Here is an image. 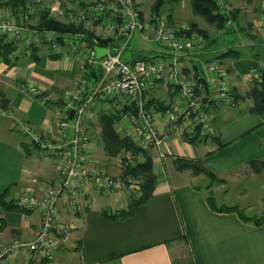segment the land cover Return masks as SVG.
<instances>
[{
  "label": "crops",
  "instance_id": "0c3cea01",
  "mask_svg": "<svg viewBox=\"0 0 264 264\" xmlns=\"http://www.w3.org/2000/svg\"><path fill=\"white\" fill-rule=\"evenodd\" d=\"M134 1L146 22L148 15L140 7L143 0ZM231 1L232 9L239 13V28L234 31H220L196 15L192 0H174L170 14L160 13L167 17L169 24L187 23L191 29L196 25L208 33L206 39L202 37V46L196 52L179 54L180 69L185 76L191 77L217 55L229 50L239 54L221 59L229 72L238 105L233 109H221L214 102L216 107L210 110L220 125L219 141L224 147L219 148L209 142L193 145L183 137H176L165 143V158H160L155 150L147 151L153 161L157 185L152 197L130 217L111 221L103 214L105 210L116 212L126 209L131 201L128 191L108 193L104 189L90 187L85 191L80 210L74 211L65 201L59 204L58 221L69 229V234L57 239L55 262L22 252L1 259L0 264H264V223L255 226L242 221L236 213L214 211L207 200L211 191L209 184L206 183L204 189L196 184V179L205 183L206 177L196 176L190 170L178 171L175 166L177 157L199 160L225 184L234 182V176L241 169L253 168V162L264 163V114L247 111L252 104L247 97L251 87L249 77L256 72L264 73V0L250 3ZM4 13L7 16L12 14L10 10H0V14ZM152 16L151 13L149 19ZM152 40V36L145 39L152 45H159ZM160 46L166 51L156 53L155 58L171 57V53ZM37 48L38 53L32 60L30 53L18 57L13 66L0 61V103L2 100L8 103L7 108L0 107V195L7 191V200L15 205L24 193L32 191L41 195L48 186L59 183L57 160L32 146L22 127L28 123L43 135L56 128L57 111L68 101L63 96L76 90V83L84 70L82 59L77 55L66 53L55 58L58 54L49 47L42 45ZM96 50L98 58L107 55L106 48ZM142 56L152 57L140 54L124 62L132 63ZM170 80L169 73L157 80L149 92V99H159L172 106L179 93L175 94L176 87ZM28 86L40 88L50 103L30 95L26 89ZM158 87L168 88L166 98L156 94ZM99 100L109 101L98 99L95 108L99 111L93 117L91 110L86 120L99 119L101 110L109 108L105 106H109L108 103ZM110 102L111 108L120 109L126 102L129 105L125 96ZM126 116L115 126L122 136H125L124 128L127 127ZM86 120L84 129L89 134L91 130H87L90 128L88 123L86 127ZM97 130L99 136H93L97 146L90 162L91 171L117 176L121 173L120 155H106L101 128ZM101 148L105 153L103 162L99 160ZM142 158L139 162L144 161ZM214 196L219 206H239L236 204L238 200L232 202L218 198L216 194ZM21 209L26 210L8 211L0 207V248L16 240L32 241L38 235L40 214ZM186 256L187 261L183 258Z\"/></svg>",
  "mask_w": 264,
  "mask_h": 264
},
{
  "label": "built area",
  "instance_id": "2783aa9c",
  "mask_svg": "<svg viewBox=\"0 0 264 264\" xmlns=\"http://www.w3.org/2000/svg\"><path fill=\"white\" fill-rule=\"evenodd\" d=\"M227 2L228 0H217L218 6L230 15L231 8L227 7ZM60 5L61 0H54L49 7L55 17L68 18L70 23L82 25L85 31L94 33L95 37L119 41L124 47L117 49L111 42L106 47L107 55L98 58L95 47L87 40H82L85 38L83 34L71 35L72 37L61 40L56 32L38 31L27 27V23L20 28L7 19L0 20V35L6 34L15 40H23L22 55H29L34 46L44 43L55 54L77 55L84 66L75 92L57 111L60 122L53 138L35 134L29 125L22 127L23 133L40 151L51 152L55 156L59 183L48 186L41 195L31 191L18 198L19 207L36 210L40 214L41 227L32 241L16 240L0 248V260L25 252L37 254L51 263L55 262V251L59 244L57 239L69 234V229L58 221L61 201L78 211L83 207L85 191L90 187L104 189L108 193H118L124 188H139L138 180L122 177L125 168L123 160L134 161L135 157L130 153L119 156L121 173L117 176L91 171L90 162L93 161L97 140L85 131L84 123L98 99L112 100L120 96L128 98L129 105L133 108L126 116L125 136L142 150H155L160 158L167 156L164 151L165 143L172 138L181 137L184 132L195 131L197 128L203 134L213 132L212 117L203 108L207 89L211 93V100L227 105L233 102L230 75L221 61L213 60L205 64L204 68L194 72L191 77L182 73L179 54L196 52L203 42L202 37L189 24L170 26L167 17L161 14L152 16L150 23L144 22L134 0H87L86 9L76 8L72 3L63 9ZM93 23H98L95 24V29L90 28ZM233 26L230 19L227 28ZM137 30L142 31L146 40L152 36V41L164 46L171 57L124 62L122 51ZM94 42L96 41L93 40ZM91 69H100L103 76L96 86L90 88V96L82 104L76 105L75 101H80L87 87L91 86ZM262 69L264 70V66ZM166 73L171 75L170 83L179 88L178 99L165 113L149 112L146 109L149 92ZM260 76L259 72L253 73L249 82L260 80ZM28 91L33 96L43 95L41 89L31 87ZM137 160H141L140 155Z\"/></svg>",
  "mask_w": 264,
  "mask_h": 264
},
{
  "label": "trees",
  "instance_id": "16d2710c",
  "mask_svg": "<svg viewBox=\"0 0 264 264\" xmlns=\"http://www.w3.org/2000/svg\"><path fill=\"white\" fill-rule=\"evenodd\" d=\"M64 2V0H61ZM69 3L76 4L78 7L85 8L86 3L82 0H66ZM248 3L252 2L253 0H245ZM169 0H156V2L151 7V13L153 15H159L164 8L168 5ZM26 4L27 0H0V10L2 9H9L13 15L17 16V18L21 21V23H26L24 14L26 12ZM192 9L193 12L204 18L206 22L210 25L216 27V29L220 31H234L235 28H239V20H238V10L231 9L230 15H227L217 4V0H192ZM227 7L232 8L231 3L227 2ZM232 20L234 26L231 28H227V23L229 20ZM96 25L98 23H95ZM37 26L40 30H47V31H55L58 35V38L63 40L66 37H72L71 35L74 34H83L85 36L82 40H87L90 42L95 49L97 48H106L109 43L113 42L114 47L119 48L120 42L113 41L112 39H102L99 37H95L94 33L87 32L84 30L82 25H75L70 22H61L59 20H55L49 17V10L43 11L40 13V18L37 22ZM192 30L196 31L197 33L206 39L208 37V33L202 29H198L196 25H192ZM93 40L96 41L93 43ZM17 45L16 42L12 39H9L6 36L0 37V61L4 62L7 65H14L16 64V59L13 54L16 52ZM97 51V50H96ZM38 53V48L33 47L31 49L30 59L32 60ZM239 56L237 51L229 50L223 54L217 55L213 60H219L231 57L233 55ZM27 56V55H25ZM55 56V55H53ZM60 54L56 55L55 58H59ZM138 59L148 60V59H155V57H140ZM208 62V63H210ZM89 80L90 85L87 87L86 92L83 94V97L80 101H75L76 105L82 104L87 97L90 96L91 91L89 92L90 88L96 86L98 82L101 80L103 73L99 70H90ZM251 87L248 92L247 97L252 101L251 106L247 110L249 113L261 115L264 114V73L261 74L260 80H254L250 83ZM174 86V85H173ZM172 86V87H173ZM176 87V86H175ZM177 91L175 94L178 95L179 88L178 86L175 88ZM232 88V92H233ZM90 93V94H89ZM89 94V95H88ZM211 93L207 89L205 92V97L203 100L204 109L210 114L212 117V129L213 132H205L204 134L201 132L200 128H197L195 131L191 132H184L181 137L183 139L193 145H206L208 142L213 143L219 146V148H223L224 145L219 141V124L215 120V117L210 113V110L216 107L214 102H217L219 108L229 107L234 108L238 105L237 96L235 92L233 94V102L232 104H225L218 100H211L210 99ZM102 103H108L109 108L105 110H101L99 113V123L101 127V139L103 143V147L105 153L109 157H117L122 153H130L134 156L133 162H127L125 159L123 160V165L125 168L122 172L123 178H132L135 180H139V190L137 192H132L131 201L129 202L126 209L119 210L116 212H109L104 211L103 214L108 220L111 221H122L130 217L139 207L144 205L153 195L156 185H157V178L154 173L153 161L147 151L140 149L129 137L122 136L116 130L115 126L122 122L123 118L128 115L132 111V106L128 105V103H124L122 108H111V102L109 101H102ZM7 101L2 100L0 103V107L7 108ZM171 106L165 103L162 100L150 98L148 103L146 104L147 111L151 112H162L165 113ZM224 110V109H223ZM215 130L217 134H215ZM34 147L38 148L34 145ZM26 148V147H24ZM39 149V148H38ZM142 156L145 160L139 162L137 160L138 156ZM258 163L253 162L252 166L255 167ZM175 166L178 171H186L190 170L193 172L194 175L200 176L203 175L210 181L208 185V189L213 187L214 183H221L223 184L224 181L220 180L211 170H209L203 163L199 160L189 159V158H182L177 157L175 158ZM215 196L212 191H210L208 197V203L210 207L217 212L222 213H236L240 219L246 223L254 224L255 226H260L264 223V209L262 214L258 217L256 216H249L246 214L245 209L240 208L239 206H219L217 202L214 201ZM216 200V199H215ZM0 207L6 209L8 211L13 209H20L19 206L15 205L13 201L7 200V191L0 195ZM23 212L26 210L21 209Z\"/></svg>",
  "mask_w": 264,
  "mask_h": 264
},
{
  "label": "rangeland",
  "instance_id": "374dc122",
  "mask_svg": "<svg viewBox=\"0 0 264 264\" xmlns=\"http://www.w3.org/2000/svg\"><path fill=\"white\" fill-rule=\"evenodd\" d=\"M82 1L85 3L87 2V0H82ZM155 1L156 0H143L142 1L143 5H140L142 12L146 16L148 15L146 17V22H148V23H150L149 16L151 15V7ZM172 1H174V0H169L168 5L163 10V14H165V15L170 14L172 9H174V6L172 5ZM53 2H54V0H28L27 5H26V12H25L24 17H23L25 19V22L27 23V27L37 29L38 31H43V30H40L38 28L37 22L40 18V13L43 11H46L47 9L50 12L49 13L50 18H53L55 20H59L61 22H66V23L69 22L68 18H66V19L57 18L51 13V9L49 7H51ZM228 2H230V0H228ZM230 3H231V6H233L232 1ZM68 4H71V3H69L66 0H64V2L61 1V5H60L61 9L66 8L68 6ZM73 5H75L76 8H79V9H86L87 8V5L85 8H82L81 6L78 7L76 4H73ZM2 10H9V9H2ZM68 14L71 16V13H68ZM4 19H7V20L13 22L17 27H20V28L24 27L23 23H21V21L17 18V16H15L13 14H11V16L10 15L7 16L6 13L0 14V20H4ZM172 24H169V25L174 26L175 23L173 25ZM95 27H96V25L93 23L90 28L95 29ZM49 32H55V31H49ZM75 35H77V34H74L73 36H75ZM2 36H6L9 39H12L16 42L17 49H16V52L13 54V56L15 58L20 57L24 52L23 40H20V41L15 40L6 34L0 35V37H2ZM42 45H45V44L44 43L38 44L37 46H34V47H40ZM122 47H124V44H121L119 49H121ZM147 49H152V50H147ZM163 51H166V50L163 47H161L160 44L159 45L158 44L152 45L148 41H145L144 36L142 35V31L137 30L135 32V34L133 35L129 44H127L125 46V48L123 49L122 60L123 61H130V60L137 58L140 54L155 57L154 55L156 53L163 52ZM9 66H13V65H9ZM32 87L40 90V88H38L36 86H32ZM29 88H31V87L28 86L26 88L27 91ZM167 89H168L167 87H158L156 94L163 97V98H166L167 94H168ZM74 90H72V92L70 94H67L66 96H63V97L67 98L69 100L70 96H72L73 93L75 92ZM34 98H37L38 100H40L46 104L50 103L47 101V97L45 95H42V94L39 96H34ZM60 101H62V100H60ZM105 106L109 107L108 105H105ZM93 108H92V110H93L92 116L94 117V113L96 111H99V109L97 107L95 108V106ZM102 110H105V109H102ZM90 115H91V113H90ZM55 120H56L55 121L56 128L54 127L52 129H50L52 131H47V134L45 135L48 138H53V136H55V134L58 132V124H59L60 120L59 119H55ZM86 121H87L86 127H87V123H88V126L90 128L87 130H91V131H89V134L92 136H95L97 134L99 136V130H97V129L101 128L100 123H99V119L93 120L90 118V119H87ZM93 122L95 123V125L94 124L91 125ZM27 125H29L31 127L30 124L27 123ZM31 129L33 130V132L35 134L41 135V136L43 135V134H39L38 132H36L32 127H31ZM45 136H44V138H45ZM28 140L30 141L32 146L35 145L29 138H28ZM35 146H37V145H35ZM212 147H213V145H212ZM100 152H101V154H100L99 160L103 162V160H105V158H104L105 153H104L102 148H101ZM48 154H52V153L48 152ZM140 157L142 158V156H140ZM142 159L145 160L144 158H142ZM234 179H235L234 182L230 183L229 181H227V183H225L223 185L220 183H214L213 184L214 187L210 188V190L212 192H214V194H216V196L218 198L220 197V198H223L226 200H230L232 202H236V200H238L236 202V204H238L241 207L245 206L246 207L245 211H246L247 215L256 216V217L260 216L262 214L263 209H264V163L258 164L253 168L249 167V168L241 169L240 171H238L236 173V175L234 176ZM239 179H241V181ZM204 182L205 183H203L201 180L198 181L196 179V184H198L203 189L205 187H207V184H209L210 181L208 179H206ZM124 189L130 193V196L132 195V192H137L139 190V188L133 189V190L126 189V188H124ZM214 201L216 202L217 200L214 199ZM32 211L36 212V210H32ZM4 247H6V246H4ZM183 258L186 261L188 260L187 256L183 257Z\"/></svg>",
  "mask_w": 264,
  "mask_h": 264
},
{
  "label": "clouds",
  "instance_id": "9594fccd",
  "mask_svg": "<svg viewBox=\"0 0 264 264\" xmlns=\"http://www.w3.org/2000/svg\"><path fill=\"white\" fill-rule=\"evenodd\" d=\"M18 206V205H17ZM21 208V207H20Z\"/></svg>",
  "mask_w": 264,
  "mask_h": 264
}]
</instances>
